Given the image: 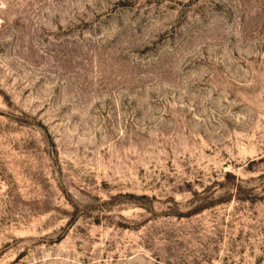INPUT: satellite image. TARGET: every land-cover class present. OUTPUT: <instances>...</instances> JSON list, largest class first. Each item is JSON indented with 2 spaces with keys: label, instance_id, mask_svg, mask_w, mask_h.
Masks as SVG:
<instances>
[{
  "label": "rangeland",
  "instance_id": "374dc122",
  "mask_svg": "<svg viewBox=\"0 0 264 264\" xmlns=\"http://www.w3.org/2000/svg\"><path fill=\"white\" fill-rule=\"evenodd\" d=\"M0 264H264V0H0Z\"/></svg>",
  "mask_w": 264,
  "mask_h": 264
}]
</instances>
